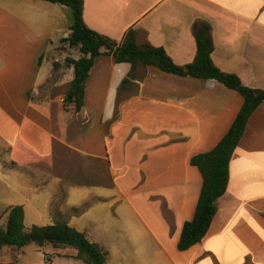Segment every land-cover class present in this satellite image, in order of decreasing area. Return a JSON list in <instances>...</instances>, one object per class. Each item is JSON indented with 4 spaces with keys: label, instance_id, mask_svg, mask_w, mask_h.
I'll return each instance as SVG.
<instances>
[{
    "label": "crops",
    "instance_id": "0c3cea01",
    "mask_svg": "<svg viewBox=\"0 0 264 264\" xmlns=\"http://www.w3.org/2000/svg\"><path fill=\"white\" fill-rule=\"evenodd\" d=\"M83 19L118 42L134 28L139 45L162 47L179 66L195 58L193 24L206 22L215 66L264 89V0H84ZM72 23L71 9L59 3L0 0V197H14L2 202L0 225L9 206L22 205L26 228L61 217L77 228L83 213L71 214L64 202L53 217V195L63 192L64 201L73 198L72 208L107 205L105 221L117 219L111 208L125 204L131 225L117 229L125 245L136 247L129 230L139 228L169 264H264V101L234 150L227 190L206 235L180 251L176 244L202 184L190 157L225 135L242 97L215 80L153 66H139L123 83L131 65L101 55L85 83L83 107L67 109L73 66L64 60L80 54L61 41ZM14 150L23 151L24 163L13 162ZM73 157L89 165L70 162ZM54 158L62 175L40 169L53 166ZM68 174L72 181L65 185ZM87 221L95 227L77 229L104 247L108 260L112 247L121 246L111 244L112 226H99L95 215ZM23 248L10 247V262H19Z\"/></svg>",
    "mask_w": 264,
    "mask_h": 264
},
{
    "label": "trees",
    "instance_id": "16d2710c",
    "mask_svg": "<svg viewBox=\"0 0 264 264\" xmlns=\"http://www.w3.org/2000/svg\"><path fill=\"white\" fill-rule=\"evenodd\" d=\"M45 1L69 7L73 15L71 35L61 41L62 46L65 44L69 49H77L80 54L77 59L66 57L64 60L66 65L73 66V79L63 98L67 109L71 108L79 112L83 107L85 83L95 59L101 55L111 56L116 63L127 62L131 65L123 83L134 77L135 70L139 66H153L162 72L178 76L215 80L241 95V107L225 135L212 149L193 154L189 160L190 164L199 170L202 184L194 214L191 219L184 222L176 247L184 251L201 242L217 212V199L227 190L231 157L244 135L251 114L264 101V89L248 87L236 74L224 72L215 66L211 58L213 43L206 22L193 24L197 45L196 55L191 63L179 66L162 47L149 43L139 45L137 31L134 28H129L119 42L89 28L83 19L84 0ZM12 155L14 163H24L23 151L14 150ZM88 206L86 204L72 208L71 214H80ZM5 212L6 222L0 225V247L20 249L35 244L43 248L46 244H50L54 249H74L75 252L70 257L84 264H105L107 260V251L104 247L91 241L84 232L64 220H57L47 225L33 224L26 228L22 205H11ZM8 264H18V260L15 258Z\"/></svg>",
    "mask_w": 264,
    "mask_h": 264
},
{
    "label": "rangeland",
    "instance_id": "374dc122",
    "mask_svg": "<svg viewBox=\"0 0 264 264\" xmlns=\"http://www.w3.org/2000/svg\"><path fill=\"white\" fill-rule=\"evenodd\" d=\"M63 47H67L65 44L63 45ZM55 158H54V165L49 167V168H45L43 166L40 165V169L46 171L48 174H61L62 172L57 171L56 169V165H55ZM73 161L74 163L77 164V162L80 164V166L82 167V165H89L87 161H84L83 158H70V162ZM71 174H68L67 177V183L65 185H69L71 184L72 179L70 178ZM80 177V176H79ZM74 180H76L77 178H73ZM81 179H83L82 177L78 178L77 180H79V182L81 181ZM65 186H63L61 188V191H63L65 188ZM63 193V192H62ZM55 193L53 196V200H52V209H53V217L55 219V209L59 208V206H61L62 202H64V208L68 211L71 212V206L70 204H72L73 198H69L66 199L64 201V199H62L63 196H65V193ZM75 195L73 194L72 197H74ZM13 196L12 195H6L3 197H0V213H1V208H2V202H9L13 200ZM60 204V205H59ZM126 205L124 204H118L114 207L111 208V212L114 213L116 212L118 217L117 219H112V220H104V214L105 211L107 209V205L106 206H99V207H103L102 209L100 208H94L92 209L90 212H88L89 210L85 209L82 213L81 219H80V223L77 226V228H94L95 225H93V223H91L90 221L88 222L87 219L92 216L95 215V218L98 219L99 221L101 220V223L99 224V226H112L113 229V235L115 236L114 241L111 242V244L113 245H121L120 247H112V251L109 253L108 255V260L105 264H169L168 261H164L159 255H157L156 253L159 251L158 248H153L152 245L150 243H147L145 240L142 239L144 232L141 231L139 228H134L129 230V235L131 237H133V239L136 240L135 242V246L136 247H130L128 245H125V242L123 240V233H120L119 231H117V229H128L129 226L131 225V219H130V215L129 213H127V211L124 209ZM82 207V206H81ZM67 212V213H68ZM89 213V214H88ZM94 217V216H93ZM3 220H0V223H3ZM57 220H63V218L61 217L60 219ZM27 225H28V221H27ZM150 248V249H147ZM2 251V255L0 256V262H5L8 263L12 260V256H11V252H10V247H2L0 248ZM148 250L150 252V254L148 253ZM54 252H60L59 256L57 257ZM124 253L123 256L121 255V253ZM74 253V251L70 248H66V249H62V251L54 249L50 244H46L44 246L43 249L38 248L36 245L34 244H29L26 247H24L20 253H19V262L18 264H84L83 262L73 259L70 256ZM115 253H118L120 255V257L118 256H114ZM46 254V256H45ZM156 254V255H155ZM67 257H66V256ZM52 257V259H51ZM55 257V258H54ZM45 259H48V261H46Z\"/></svg>",
    "mask_w": 264,
    "mask_h": 264
}]
</instances>
